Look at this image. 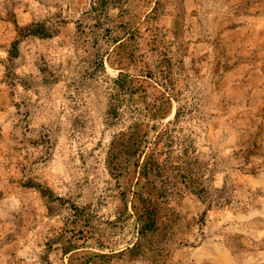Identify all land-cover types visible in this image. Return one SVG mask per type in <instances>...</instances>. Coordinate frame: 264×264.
Returning a JSON list of instances; mask_svg holds the SVG:
<instances>
[{
  "label": "rangeland",
  "instance_id": "1",
  "mask_svg": "<svg viewBox=\"0 0 264 264\" xmlns=\"http://www.w3.org/2000/svg\"><path fill=\"white\" fill-rule=\"evenodd\" d=\"M0 264H264V0H0Z\"/></svg>",
  "mask_w": 264,
  "mask_h": 264
},
{
  "label": "trees",
  "instance_id": "2",
  "mask_svg": "<svg viewBox=\"0 0 264 264\" xmlns=\"http://www.w3.org/2000/svg\"><path fill=\"white\" fill-rule=\"evenodd\" d=\"M22 32H23V34L26 33V32H28L27 34H32V35H33V34H38V35L41 36V37H46V36L48 35V33H46V32L44 31V29H43V31H39V32L36 31V33H35V31L31 30V26L22 29Z\"/></svg>",
  "mask_w": 264,
  "mask_h": 264
}]
</instances>
